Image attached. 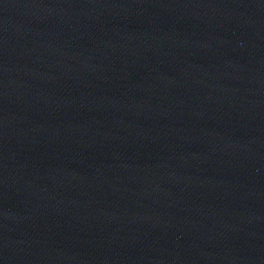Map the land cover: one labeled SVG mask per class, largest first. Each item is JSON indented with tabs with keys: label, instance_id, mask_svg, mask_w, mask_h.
<instances>
[{
	"label": "water",
	"instance_id": "obj_1",
	"mask_svg": "<svg viewBox=\"0 0 264 264\" xmlns=\"http://www.w3.org/2000/svg\"><path fill=\"white\" fill-rule=\"evenodd\" d=\"M0 264H264V0H0Z\"/></svg>",
	"mask_w": 264,
	"mask_h": 264
}]
</instances>
